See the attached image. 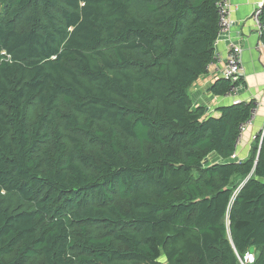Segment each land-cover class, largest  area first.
I'll use <instances>...</instances> for the list:
<instances>
[{"label":"trees","instance_id":"1","mask_svg":"<svg viewBox=\"0 0 264 264\" xmlns=\"http://www.w3.org/2000/svg\"><path fill=\"white\" fill-rule=\"evenodd\" d=\"M220 1L0 0V264H264V137L231 160L254 101L189 92Z\"/></svg>","mask_w":264,"mask_h":264},{"label":"crops","instance_id":"2","mask_svg":"<svg viewBox=\"0 0 264 264\" xmlns=\"http://www.w3.org/2000/svg\"><path fill=\"white\" fill-rule=\"evenodd\" d=\"M261 3H264V0H230L232 28L225 37L218 38L216 56H219L189 90L192 107L194 109L204 107L206 114L213 117H220V109L223 106L235 104V101H239V103L254 101L252 107L255 112L254 120L235 145L234 154L237 156L234 157V154L231 156V160L235 162L244 161L252 156L253 148L259 139L257 160L264 137L262 135L264 128V43L262 31L253 18V12ZM232 43L242 48L244 76L238 93L217 95L212 92L211 88L219 78L223 77L222 71L226 63V54ZM209 160L220 162L217 154H212Z\"/></svg>","mask_w":264,"mask_h":264},{"label":"built area","instance_id":"3","mask_svg":"<svg viewBox=\"0 0 264 264\" xmlns=\"http://www.w3.org/2000/svg\"><path fill=\"white\" fill-rule=\"evenodd\" d=\"M264 3H261L258 5V7L253 12V18L257 22L258 27L263 30V24L261 22V14L263 10ZM219 7V37H225L232 28V21L230 19V9L231 4L230 0H221L218 3ZM242 48L237 44H230L227 54H226V63L224 66V69L222 71V75L225 79L230 80L231 82V88L230 91L227 94L232 93H238V89L240 87L241 80L244 76V67H243V60H242ZM219 55H215L218 57ZM239 103V101H235ZM254 110V109H253ZM252 110V115L240 125V135L238 137V142L240 141V138L242 134L245 132L248 126H250L253 123L255 112ZM262 135H264V128L262 130ZM236 157L237 155H233ZM241 264H252L255 261V255L253 252L246 251L243 256H238Z\"/></svg>","mask_w":264,"mask_h":264}]
</instances>
